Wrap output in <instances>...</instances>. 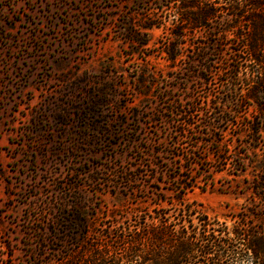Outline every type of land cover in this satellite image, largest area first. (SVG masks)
Here are the masks:
<instances>
[{
  "label": "rangeland",
  "instance_id": "1",
  "mask_svg": "<svg viewBox=\"0 0 264 264\" xmlns=\"http://www.w3.org/2000/svg\"><path fill=\"white\" fill-rule=\"evenodd\" d=\"M253 1L215 0L206 27L178 39L180 13L164 0H0V264H132L116 257L122 240L180 207L236 240L243 227L259 249L243 246L236 264H264V71L246 37L264 39V8ZM78 210L85 234L68 226Z\"/></svg>",
  "mask_w": 264,
  "mask_h": 264
},
{
  "label": "trees",
  "instance_id": "2",
  "mask_svg": "<svg viewBox=\"0 0 264 264\" xmlns=\"http://www.w3.org/2000/svg\"><path fill=\"white\" fill-rule=\"evenodd\" d=\"M199 1L200 4H196L194 0H164L168 6L176 5L180 13L179 17L181 21L178 22V27L182 31H180V34H176L178 39L186 37L183 31L187 32L189 30L205 28L207 23L215 16V9L211 6L215 3V0ZM208 2H210L211 6L209 8L205 4ZM252 8L253 12L264 8V2L255 0L252 2ZM236 17L240 20L243 18V14L238 13ZM252 21L254 20L251 19ZM246 37L249 41L250 58L264 71V54H261L264 39L262 40L261 37H258L252 28ZM176 48L177 46L165 48L168 60L171 62H175L179 56ZM249 91L250 96L248 97L251 100H257L262 97L257 86ZM182 202L185 201L182 200L180 203ZM75 208L77 209V206H72V209L75 210ZM80 210L74 214L69 213L68 226L80 229L85 234L86 224L81 219ZM176 215L175 220L171 221L170 224H168L167 220H163V216H159V224L156 227L152 228L148 225L150 230L147 232L148 235L144 236L146 239L140 236V234L133 232V236L122 240L125 244L122 248L124 252H119L121 254L117 252L116 255L119 256L116 257L124 258V255L127 254L126 258L132 264H139L144 261H151L152 264H236L239 260H242L240 258L242 257V251L247 249L256 253L259 249L253 242H247L246 237L249 236V233L243 227L234 232L238 236H243V238L236 240L231 237L233 233L226 226H223L224 224L222 225L220 222L212 220L203 213L200 214L199 211H196L192 207H180L179 213ZM195 218L198 219L197 224L194 223ZM141 230L143 231L140 228L138 232H141ZM143 241L152 243L151 246L158 245L155 246L157 251L154 248L150 249L149 245L147 253L145 256H142L139 245ZM66 264H78L77 257H72Z\"/></svg>",
  "mask_w": 264,
  "mask_h": 264
}]
</instances>
